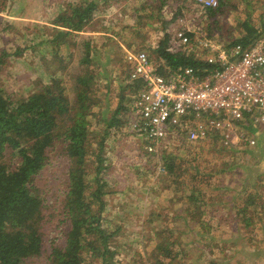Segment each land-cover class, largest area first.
Masks as SVG:
<instances>
[{"label":"rangeland","instance_id":"1","mask_svg":"<svg viewBox=\"0 0 264 264\" xmlns=\"http://www.w3.org/2000/svg\"><path fill=\"white\" fill-rule=\"evenodd\" d=\"M162 1L0 0V54L11 53L1 71L0 87L17 101L58 78L74 100L76 77L92 74L90 95L97 107L89 119L92 131L99 134L122 96L125 108L132 105L135 91H122L130 84L129 53L145 52L159 66L162 62L152 51L164 34L173 38L184 31L193 35V55L207 61L216 52L204 44L226 47L242 35L240 23L249 14L262 29L264 0H230L212 18L188 0H166L165 5ZM90 2L98 3L93 20L68 39L70 45L62 46L56 55L41 44L52 37L54 19L70 3ZM17 49L20 54L13 55ZM85 58L91 63H84ZM128 112L119 119L127 120ZM132 128L128 124L113 128L106 140L108 194L103 224L115 234L112 264H157L158 259L162 264H264V128L237 125L233 129V141L244 135L255 139L253 146L228 144L214 135L189 141L185 132H173L159 156H148ZM4 161L13 162L10 152ZM169 164L174 166L173 174L168 172ZM67 170L66 158L53 153L35 179L48 211L43 231L47 251L26 264H49L48 254L64 214ZM192 195L199 198L195 204L188 200ZM249 196L256 207H250L248 217L253 220L246 226L237 211L246 206ZM158 244L172 257L161 255ZM84 259L83 264H106L88 252Z\"/></svg>","mask_w":264,"mask_h":264},{"label":"trees","instance_id":"2","mask_svg":"<svg viewBox=\"0 0 264 264\" xmlns=\"http://www.w3.org/2000/svg\"><path fill=\"white\" fill-rule=\"evenodd\" d=\"M227 2L230 0H219V6L207 9L206 15L216 17L223 12ZM97 7L96 2L70 3L54 19L52 37H47L41 44L57 55L62 46L70 45L68 39L71 36L83 32L91 24ZM250 15L240 23L242 35L227 48L249 47L264 35V18L260 30ZM188 36L193 35L188 33ZM171 40L166 32L152 51L157 61L162 62L159 65L161 73H164V67L172 72L193 69L201 76L218 70L217 64H210L193 54L171 51ZM19 54L17 49L13 55ZM10 57L11 53L5 50L0 54V75ZM84 63L91 61L85 58ZM130 78L131 70L127 79L130 84L123 88V93L126 88L136 92L142 87L140 81L132 82ZM76 80L74 100L68 97L58 78H52L48 85L17 101L0 87V264H26L41 258L47 251L43 231L48 211L34 182L49 165L53 153H59L68 161V186L63 201L64 214L58 221V237L48 254L49 264H83L86 252L93 259L112 264L111 241L115 234L106 230L103 224L108 194L106 140L111 129L131 126L133 119L130 108L124 107L126 99L122 96L112 118L104 120L107 128L99 134L92 131L89 118L97 104L90 94L95 77L90 74L78 76ZM126 111H129L128 119H119ZM8 152L13 159L11 164L4 161ZM168 168L169 174H173V164ZM188 200L195 204L199 198L192 195ZM250 207H256L253 196H249L246 206L237 211L246 226L253 220L248 217ZM196 208L200 212V207ZM158 249L165 258L172 257L163 244H158ZM156 263L162 264L159 259Z\"/></svg>","mask_w":264,"mask_h":264},{"label":"built area","instance_id":"3","mask_svg":"<svg viewBox=\"0 0 264 264\" xmlns=\"http://www.w3.org/2000/svg\"><path fill=\"white\" fill-rule=\"evenodd\" d=\"M188 2L203 10L219 6V0ZM191 42L187 33L178 31L171 51L193 54ZM204 45L216 52L207 62L219 66L205 76L193 69L172 72L166 67L161 73L147 53L127 55L131 81L142 83L132 97L131 125L148 155L159 156L173 132H185L189 141L215 134L228 144L253 146L255 139L244 135L233 141V129L237 125L264 128V35L249 47Z\"/></svg>","mask_w":264,"mask_h":264},{"label":"crops","instance_id":"4","mask_svg":"<svg viewBox=\"0 0 264 264\" xmlns=\"http://www.w3.org/2000/svg\"><path fill=\"white\" fill-rule=\"evenodd\" d=\"M157 48V47H156Z\"/></svg>","mask_w":264,"mask_h":264}]
</instances>
